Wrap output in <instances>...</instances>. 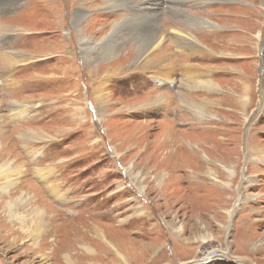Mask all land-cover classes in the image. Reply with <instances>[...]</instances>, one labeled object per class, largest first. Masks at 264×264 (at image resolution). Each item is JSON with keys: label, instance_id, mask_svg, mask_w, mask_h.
<instances>
[{"label": "rangeland", "instance_id": "rangeland-1", "mask_svg": "<svg viewBox=\"0 0 264 264\" xmlns=\"http://www.w3.org/2000/svg\"><path fill=\"white\" fill-rule=\"evenodd\" d=\"M102 1L0 0V171L23 169L0 172V264H264V0H133L115 12ZM151 6L163 42L149 68L166 56L168 82L138 64L148 34L108 57L98 46L122 12ZM36 206L49 228L34 224ZM206 253L218 257L202 263Z\"/></svg>", "mask_w": 264, "mask_h": 264}, {"label": "bare ground", "instance_id": "bare-ground-1", "mask_svg": "<svg viewBox=\"0 0 264 264\" xmlns=\"http://www.w3.org/2000/svg\"><path fill=\"white\" fill-rule=\"evenodd\" d=\"M132 1L133 0H103L102 3L105 5V6H103V9L104 10L105 9H108V11H106V12H111V11L112 12H115L116 9L125 10L127 7H131V4H132L131 2ZM138 1H139V5H141L143 3L144 6H145L147 3H151V2L153 4H158L161 0H152V1H150V0H138ZM141 7H143V6H141ZM143 8H145V7H143ZM169 8L172 9V6H169ZM134 9L136 11H138V10L140 11V8H138V7H134ZM151 10H152V6H151ZM153 10H156L155 7L153 8ZM153 10L150 11L151 13L148 12V11L145 12L144 10H142V11H144V14H139V15H133V14H129V13H126V12H122L121 13L122 19L119 18V20L114 21V22H111L110 27H109L111 29V31L101 40V43L98 46L103 51H105L104 56H107L108 57V56L114 55L121 48V44L122 43H125V41L127 40L126 38L131 33L137 32V35L138 34H141L142 35V38H146V35L148 34V39L147 40H142L141 42H138L137 45H136V52H137V56H138V64L141 66V69H143V70L144 69L151 70V71L153 70L154 71V74H156L160 78L161 81L163 80L162 82H168V80L161 79V77H163V78L170 77L171 79H174L173 78L174 77L173 75H175V71L176 70H174V68H173L174 66H171L170 67L168 65L169 63H168V60H167V57L166 56H160V58H157L158 59L157 60L158 62L156 64V69L155 68L154 69L149 68L150 65H151V63H152V61H153V58H152V56H149V53L153 49H157L160 46V44L163 42L162 35H160V34L157 33V32H159V29L157 28L158 26L156 25V17L159 14L156 13L157 15H155V13H154ZM85 11L86 10H84V11L83 10H80V11H75L74 14L72 13V22H73L74 28L76 29V32L79 34L78 42L81 45V50L83 52V55L86 58V60H90V59H92V57H91V50L94 49L95 45L93 47H90L89 46V44H90L89 38L87 36H85L83 34V31H82V29H83V25L82 24L84 23V21H83L84 20V17H83L84 14H82V13L85 12ZM119 12H121V11H119ZM187 17L188 18H192L190 15H187ZM173 31H174V35L177 38H180L181 40H185L189 44V45L186 46L188 50H190L191 48H193V47L196 46L195 37L192 36L189 32L181 31V30H179L177 28H174ZM180 32H183V33H180ZM257 36L259 37L260 35H257ZM127 55L128 54H124L123 57L125 59H128V56ZM171 55H172V53H171ZM8 56H10V55H7V58H8ZM7 58L5 56L4 61ZM8 59H9V61H6V65L10 67L14 63V58H12V57L10 58L9 57ZM1 61H3V60H1ZM194 67L197 68V65H194ZM191 68H192V65H189V68H186V71L184 70V73L182 75L189 76V77L193 76L194 71ZM131 70H135V69H131ZM214 83L215 82H213L211 80H207V82L204 84L207 87V91L210 90V91L213 92L215 90H219L218 87L216 86V84H214ZM196 84H200L201 86H203V84L200 83V82H198ZM104 95L105 94H103L101 92V89L98 91L97 95H94V97H93L94 98V102L97 104L98 107H99V104L100 105H103L104 101H106V97ZM163 100H164L163 98H159L158 95H156V97H154L153 104L154 105H157L158 103L163 102ZM183 101H184V99H183ZM207 101H213V100L207 99ZM186 102H187V104L188 103L190 104L187 107L188 110L194 112L195 114H199L198 113L199 112L198 111V106L195 104V101H193V99H189V100L186 99ZM16 103L18 104V107L20 105H23V107L20 108L19 110H17L15 114H17V115L20 114L21 115V114L27 112L28 109H25V108L29 104H24V103L23 104H20L21 102H16ZM39 104L40 103L37 102L36 105H39ZM36 105H34V106H36ZM31 106H33L32 103H31L30 107ZM179 106H181V103H180ZM74 110H76V109H74ZM21 131H24L25 132V135H29L31 137L32 136H35V134H36V132L33 131V130H31V129H29V130L25 129V130H21ZM20 135L22 136V138L24 137V133L20 132ZM44 139H47L46 136H45V138H38V139H34V140H44ZM11 169L13 171H15V175L16 176L19 175V174H21L22 173V170H23L21 168H17L16 166L15 167H12ZM11 169L8 170V168H4L1 171H3V172L9 171L12 174V170ZM43 169L38 170V172H39L38 174H39V176L41 178L45 177L44 174H46V172ZM127 169L129 170L130 175L132 176L133 182L139 187L140 191H143L144 190V186H141L140 180L138 179V175L133 173L132 168L130 166ZM4 190L6 191L7 188L4 189ZM23 195H25V194H23ZM54 195H56V194H54ZM27 196L31 199V196L32 195L30 196L29 194H27ZM18 201H20V200L18 199ZM237 201H239V199ZM26 202H28V201H26ZM33 202H35V201H33ZM237 203H239V202H237ZM31 210H32V208H31ZM56 210H58V208H56ZM34 211H35V215H32V216H34V217L37 216L36 217L37 218L36 219L37 221H35V223H34L36 225V227L38 226V222H39V223H42V224H46L45 228L46 227L49 228V226L51 225V223H49V222H51L50 221L51 219L50 218L47 219V221H48V223H47L46 217L48 218L49 215L45 212V210L42 209V208H40L39 206H36L34 208ZM47 230H50V229H47ZM53 231H54V229H53ZM44 233H46V231ZM114 252H116V251H114ZM203 256H207V255H203ZM41 258L44 260L42 263L47 264V262L45 261V257L43 256V254H41Z\"/></svg>", "mask_w": 264, "mask_h": 264}, {"label": "built area", "instance_id": "built-area-1", "mask_svg": "<svg viewBox=\"0 0 264 264\" xmlns=\"http://www.w3.org/2000/svg\"><path fill=\"white\" fill-rule=\"evenodd\" d=\"M204 255H207V253L204 254ZM217 257H218L217 253H213V254H210V255H208V256H204V257H202V259L204 260V261L202 260V263L205 262V260H207V262H210V263H211V262L214 261ZM198 262H201V260L199 259Z\"/></svg>", "mask_w": 264, "mask_h": 264}]
</instances>
